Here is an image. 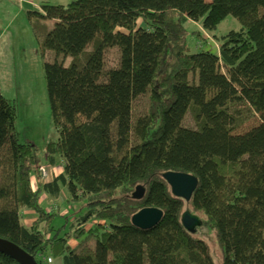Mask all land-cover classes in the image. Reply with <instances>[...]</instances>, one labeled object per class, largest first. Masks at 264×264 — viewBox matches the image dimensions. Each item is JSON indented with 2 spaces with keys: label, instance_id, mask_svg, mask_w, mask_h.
Listing matches in <instances>:
<instances>
[{
  "label": "trees",
  "instance_id": "16d2710c",
  "mask_svg": "<svg viewBox=\"0 0 264 264\" xmlns=\"http://www.w3.org/2000/svg\"><path fill=\"white\" fill-rule=\"evenodd\" d=\"M228 16L240 29L216 34ZM28 18L53 22L36 35L42 56L54 54L44 78L58 139L45 145L43 162L60 158L63 170L41 181V159L18 139L16 102L0 94V238L37 264L39 256L61 264H216L196 235L205 226L219 264H264V0H74L42 4ZM190 22L211 33L218 51L189 52L188 36H201ZM110 48L119 61L107 68ZM143 95L146 111L134 118ZM243 109L259 122L234 133ZM187 114L194 128L183 125ZM167 171L197 178L188 202L172 194ZM138 185L144 193L134 199ZM62 189L68 205L85 210L71 237L86 233L94 246L70 250L68 232L60 236L65 224L51 227L58 214L39 199ZM145 207L163 215L141 230L131 216ZM23 208L37 216L30 226ZM184 212L201 220L195 233L183 227ZM0 264L18 263L0 253Z\"/></svg>",
  "mask_w": 264,
  "mask_h": 264
},
{
  "label": "rangeland",
  "instance_id": "374dc122",
  "mask_svg": "<svg viewBox=\"0 0 264 264\" xmlns=\"http://www.w3.org/2000/svg\"><path fill=\"white\" fill-rule=\"evenodd\" d=\"M72 1L74 0H0V94L8 100L16 102L17 119L15 127L18 132V139L20 142L33 145L37 157L42 161L40 164L43 163L45 145L49 142L57 141L58 132L52 121L44 78V62L52 61L54 54L53 52H46L42 56L36 35L42 37L43 33L52 27L53 22L39 18H34L30 22L28 12L41 11L42 4L67 6ZM187 28L189 31L198 30L201 34L200 37L195 35L194 37L192 35L188 36L187 46L189 52L196 53L199 49L206 46L211 51H218L217 41L200 24L190 22L187 24ZM239 29L240 24L238 21L232 16H228L217 26L216 34ZM86 50L90 51L91 46H88ZM104 59L107 68L116 67L119 61V51L116 48L107 49ZM69 62L70 58H66L64 61L65 64ZM146 108L147 95L138 97L133 102V117L136 118L143 115ZM240 118H242L240 120L241 123L234 128V133H243L256 126L259 122V118L253 116L247 109H243ZM183 125L188 128L195 127L190 114L185 116ZM59 160L61 164V159L59 158ZM54 170L58 174L59 168ZM58 176L51 177L50 173L46 172L43 178L54 177V180ZM32 187L34 190L37 188L33 185ZM44 194L46 198L54 200V204L50 206L51 201L49 203H47V200L44 202L40 196V205L44 207L47 213L57 212L58 214L53 220L51 227L56 229L65 224L60 236H63L66 231L69 232L73 227L72 231L68 233L70 238H72L67 244L68 249H75L80 243L94 246V238L86 233L78 239L71 237L74 231L79 228L77 220L85 211L84 209L82 211L78 210L77 204L79 202L73 201V203L68 205L65 198L66 193L64 192L60 196H50L47 192L41 193V195ZM65 213L66 215H64ZM24 220L27 224L25 225L29 226L37 220V216L32 222L29 218H24ZM196 235L208 242L212 257L215 263L219 264L221 261L220 252L213 234L205 226H202L200 229L197 228ZM39 258L41 257L39 256ZM42 263L61 264V261L57 258L54 259L53 263H47V261L44 263V260Z\"/></svg>",
  "mask_w": 264,
  "mask_h": 264
},
{
  "label": "water",
  "instance_id": "95a60500",
  "mask_svg": "<svg viewBox=\"0 0 264 264\" xmlns=\"http://www.w3.org/2000/svg\"><path fill=\"white\" fill-rule=\"evenodd\" d=\"M162 177L171 188L172 194L189 201L192 192L197 187V178L192 174L183 172L167 171ZM144 189L142 186H136L132 197L134 199L142 198ZM162 210L156 207H145L131 216V224L141 230H147L154 227L162 218ZM183 227L191 233H195L197 227L201 226V220L184 212L181 216ZM0 253L13 259L18 264H37L31 255L14 243L0 238Z\"/></svg>",
  "mask_w": 264,
  "mask_h": 264
},
{
  "label": "crops",
  "instance_id": "0c3cea01",
  "mask_svg": "<svg viewBox=\"0 0 264 264\" xmlns=\"http://www.w3.org/2000/svg\"><path fill=\"white\" fill-rule=\"evenodd\" d=\"M44 158V157H43ZM43 158H42V160H43ZM44 161V160H43ZM41 165H45V166H47V167H43L44 168V170H46L47 171V173L49 172L50 173V176L52 177V176H58V174L60 175L61 173H62V163L60 164V160H59V162H57V164L56 165H49V164H46L45 162H43ZM61 165V166H60ZM59 168V171H58V174H57V172L54 170V169H58ZM53 169V170H52ZM48 176V175H47ZM44 176H42V177H40V179H41V181L43 182V183H50V182H52V180H53V178H43ZM52 179V180H51ZM31 181H32V185L34 186V187H36V184H37V181H38V179H37V177H36V175L34 174L33 176H32V178H31ZM66 193L65 192V190L64 189H62L61 191H60V193L58 194L59 196L62 194V193ZM41 197H42V201H46L47 200V203H49L50 201H51V205L50 206H52L53 204H54V200H52L51 198H46L45 197V194L44 195H41ZM65 198H66V196H65ZM46 203V204H47ZM65 203V202H64ZM46 207H47V205H46ZM64 215H66V213L64 214ZM22 217H23V222L26 224V222H25V220H24V218H29L30 219V221L32 222V221H34L35 219H36V214L33 212V211H31V210H28V209H23L22 210ZM27 225V224H26ZM30 226V225H29ZM72 229H73V227H72ZM72 229H70V231L68 232V233H70L71 231H72ZM70 240H72V238L71 239H69V241ZM69 241H68V243H69Z\"/></svg>",
  "mask_w": 264,
  "mask_h": 264
},
{
  "label": "bare ground",
  "instance_id": "6f19581e",
  "mask_svg": "<svg viewBox=\"0 0 264 264\" xmlns=\"http://www.w3.org/2000/svg\"><path fill=\"white\" fill-rule=\"evenodd\" d=\"M43 167H47V166H45V165H41V166H40L39 170H40V176H41V177L44 176V173L47 172L46 170H44ZM41 259H42V257H41ZM42 261H43V259H42Z\"/></svg>",
  "mask_w": 264,
  "mask_h": 264
},
{
  "label": "built area",
  "instance_id": "2783aa9c",
  "mask_svg": "<svg viewBox=\"0 0 264 264\" xmlns=\"http://www.w3.org/2000/svg\"><path fill=\"white\" fill-rule=\"evenodd\" d=\"M45 174V173H44ZM43 260H44V258H43ZM46 261H47V263H51V260L48 258V259H46Z\"/></svg>",
  "mask_w": 264,
  "mask_h": 264
}]
</instances>
